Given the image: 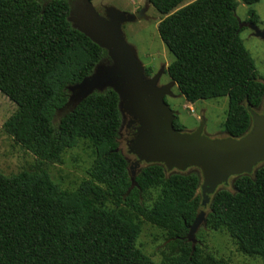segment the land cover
<instances>
[{"label":"trees","instance_id":"obj_1","mask_svg":"<svg viewBox=\"0 0 264 264\" xmlns=\"http://www.w3.org/2000/svg\"><path fill=\"white\" fill-rule=\"evenodd\" d=\"M163 17L158 34L173 59L165 72L189 102L227 97L223 133L243 135L264 82L244 47L235 0H147ZM251 5L260 0H241ZM68 0H0V93L16 105L2 123L35 164L0 173V264H229L186 239L202 209L200 175L142 166L131 186L118 148L117 94L95 91L55 120L67 86L109 60L67 20ZM249 19L258 23L250 9ZM145 74L152 72L145 67ZM174 127L185 131L175 116ZM85 140L93 158L73 189L60 186L46 164ZM205 226L225 231L238 250L264 261V162L232 177L231 189L210 195ZM144 222L165 231L156 262L138 247Z\"/></svg>","mask_w":264,"mask_h":264},{"label":"water","instance_id":"obj_2","mask_svg":"<svg viewBox=\"0 0 264 264\" xmlns=\"http://www.w3.org/2000/svg\"><path fill=\"white\" fill-rule=\"evenodd\" d=\"M68 4L67 20L105 49L109 60L98 62L91 73L67 86V101L56 113L63 111V115L91 93L111 88L118 97L122 122L127 116L136 124L127 143L128 151L136 157L133 164L159 163L168 171L178 172L189 167L199 168L202 207L230 177L249 174L258 163L264 162V98L256 109L250 108V128L239 137L204 136L203 117H200L195 130L178 131L173 125L176 112L164 100L166 94L172 95L170 87L176 85L175 81L170 79L168 83L158 85L165 70L163 65L153 75L147 76L135 48L126 41L122 30L125 22L147 18V4L133 13L109 6L105 7L103 14L95 9L92 0H68ZM242 25L250 28L253 35L264 39V30L256 23H241L239 27ZM130 169L128 167L131 188L136 184L135 173ZM205 214L206 211L200 209L189 225L186 239L192 248L195 245L194 232L201 224L205 226Z\"/></svg>","mask_w":264,"mask_h":264},{"label":"rangeland","instance_id":"obj_3","mask_svg":"<svg viewBox=\"0 0 264 264\" xmlns=\"http://www.w3.org/2000/svg\"><path fill=\"white\" fill-rule=\"evenodd\" d=\"M42 3L48 0H39ZM236 1L235 14L241 23L249 19V10L252 9L258 16V28L264 30V0L247 5L241 0ZM95 9L103 14L105 7L112 6L126 13H133L147 4L145 13L146 19H138L132 22H125L122 30L126 41L136 50V55L144 67H149L152 71H157L160 66L166 67L173 57L162 42L157 25L163 17L151 6L147 0H92ZM244 27V25H242ZM239 37L244 47L248 50L254 60L256 69L264 82V39L252 34L250 28L245 27L239 32ZM169 76L163 72L158 84L169 82ZM172 92L167 103L176 112L178 120L184 126L185 131L195 130L203 117L202 134L210 138L225 136L222 124L225 120L227 108V97L220 96L215 98L201 99L195 102L187 101L173 84L170 87ZM16 109L15 103L0 93V173L4 175L14 174L23 169H27L35 164V156L24 149L2 128L3 121ZM63 111L56 113L55 120L62 115ZM120 130V129H119ZM121 134L117 137L118 149L125 157L132 173H136L145 164L135 166L133 162L136 157L128 151L127 132L125 125L120 130ZM93 158V151L87 141H80L77 146L66 149L62 163H49L46 168L56 182L63 188L73 189L81 179L86 177V169ZM174 171V170H173ZM194 171L200 175L201 171L197 167H189L183 171L187 173ZM232 177L228 182L221 184L220 187L231 189ZM200 192V187L198 189ZM204 211L208 206L202 208ZM195 243L205 251H209L217 258L226 260L229 264H264L261 257L247 255L238 250L236 244L225 231H215L201 224L194 232ZM167 241L165 231L151 224L144 222L141 233L137 239L138 247L150 255L156 262L161 259V249Z\"/></svg>","mask_w":264,"mask_h":264},{"label":"flooded vegetation","instance_id":"obj_4","mask_svg":"<svg viewBox=\"0 0 264 264\" xmlns=\"http://www.w3.org/2000/svg\"><path fill=\"white\" fill-rule=\"evenodd\" d=\"M250 21H251V20L248 19V20L245 21L244 23H248V22H250ZM244 27H245V26H244ZM252 34H253V33H252ZM155 72H156V71H155ZM155 72L152 71V73H151L150 75H148V76L153 75ZM164 72H165V70H164ZM165 73H166V72H165ZM158 82H159V81H158ZM166 83H168V82H164V83H162V84H158V85H163V84H166ZM169 97H171V96L166 94V95L164 96V100L167 102V100H168ZM260 111H261V109H260ZM124 125H125V129H126V132H127V137H128V138H127V143H128L129 139L132 137V134H133V132H134V127H135L136 124L130 122V118L127 117V116H125V117H124V120H123V122H122V125H121V127H120V130L123 129ZM120 130L118 131V136L121 134Z\"/></svg>","mask_w":264,"mask_h":264}]
</instances>
